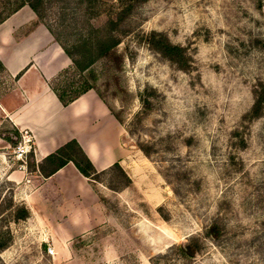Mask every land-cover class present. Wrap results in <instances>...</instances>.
Instances as JSON below:
<instances>
[{
    "label": "rangeland",
    "instance_id": "374dc122",
    "mask_svg": "<svg viewBox=\"0 0 264 264\" xmlns=\"http://www.w3.org/2000/svg\"><path fill=\"white\" fill-rule=\"evenodd\" d=\"M13 5L0 0V18ZM120 6V0H44L41 20L54 40L69 44ZM123 28L118 95L106 86L108 77L96 84L122 118L120 164L131 184L116 169L90 177L108 226L72 250V237L64 239L42 215L13 218L16 205L27 206L22 182L9 176L19 168L13 149L21 129L3 120L0 130L18 137L0 155V264H264V109L255 118L246 114L255 83L264 80V0H147L133 7ZM152 29L187 46L189 70L141 40ZM90 67L100 72L99 63ZM11 82L0 70V93ZM140 144L151 146L149 155ZM46 200L49 206L59 199ZM214 220L217 238L206 233ZM191 236L200 244L192 257L179 247ZM59 242L69 252L57 258Z\"/></svg>",
    "mask_w": 264,
    "mask_h": 264
},
{
    "label": "crops",
    "instance_id": "0c3cea01",
    "mask_svg": "<svg viewBox=\"0 0 264 264\" xmlns=\"http://www.w3.org/2000/svg\"><path fill=\"white\" fill-rule=\"evenodd\" d=\"M36 17L25 4L0 22L1 71L12 80L0 93V128L4 120L19 130L30 131L34 151L29 155L35 167L29 172L12 168L9 176L22 182L23 200L30 215H42L56 232L60 231L69 240L73 235L85 237L96 230L105 231L108 211L91 178L83 175L72 161L51 174L42 172L39 165L46 166V155L74 138L97 171L107 170L124 156L122 127L108 104L92 88L65 105L59 101L50 79L69 66L71 58L46 26L36 23ZM1 130L0 155L3 156L14 144ZM46 190L52 191L46 194ZM54 195L59 200L48 206L46 198L53 199ZM106 235L100 243L102 261L108 259ZM61 245L59 242L55 251L57 258L58 252L63 254L65 249L69 252L67 246Z\"/></svg>",
    "mask_w": 264,
    "mask_h": 264
},
{
    "label": "trees",
    "instance_id": "16d2710c",
    "mask_svg": "<svg viewBox=\"0 0 264 264\" xmlns=\"http://www.w3.org/2000/svg\"><path fill=\"white\" fill-rule=\"evenodd\" d=\"M147 0H120L121 6L114 11L113 14L108 15V18L101 24L98 23L88 31L86 37L79 42H73L66 44L59 37L55 36L66 54L71 58L72 63L61 69L55 76L50 79V86L58 97L59 101L65 105L78 97L80 94L88 89H94L99 96L108 104V101L103 96L99 87H97L96 81L98 79H104L108 77V81L105 82L108 88L112 89V95L117 96L120 85L117 84L118 76L121 75V68L125 53L118 49V45L121 41V35L124 33L123 24L126 18L129 17L134 6L140 2ZM29 5L30 8L35 12L39 21L43 16L42 9L44 7V0H14V5L5 16L0 18V22L9 16L11 13L19 9L23 5ZM38 20L36 21L39 22ZM47 25V24H46ZM47 28L51 31L50 27ZM52 32V31H51ZM141 40L146 45L157 52L164 59L169 60L176 64L177 67L185 70L191 68L192 56L187 51V46L180 43H174L170 40L168 35L161 30L152 29L141 35ZM99 63L100 72L91 69V65ZM3 69L2 63L0 62V70ZM115 80V82H113ZM253 102L250 105L247 115L249 118H255L261 115L264 109V80L259 79L254 85ZM112 113L120 122L118 111H115L111 106L108 105ZM4 132L3 130L1 131ZM5 138H7L12 144L17 140V131L10 135L6 131L4 132ZM140 148L146 155L150 154L149 145H139ZM72 161L78 170L85 176H97L101 172L116 169L123 178L124 185H130L131 180L126 171L123 169L119 161L113 162L107 170L97 171L91 160L76 141V139H70L65 143L58 146L55 150L50 152L44 158V162L47 164L39 165V169L45 174H51L57 168L64 165L66 162ZM32 168L35 167V163L30 164ZM100 199L103 197L100 195ZM30 215V210L25 205H16L14 209L13 218L15 220L24 219ZM221 232L219 224L214 220L208 227L206 233L212 238H217ZM99 237L103 235L102 232L97 233ZM86 245L81 235H73L71 241V249L75 250ZM181 250L187 256H194L197 250L200 248L198 238L191 236L184 243L179 245ZM94 251L99 249L98 245L92 247Z\"/></svg>",
    "mask_w": 264,
    "mask_h": 264
},
{
    "label": "built area",
    "instance_id": "2783aa9c",
    "mask_svg": "<svg viewBox=\"0 0 264 264\" xmlns=\"http://www.w3.org/2000/svg\"><path fill=\"white\" fill-rule=\"evenodd\" d=\"M32 151H34V147L32 145V135L27 129H21L19 133V140L13 149L15 157L20 160L19 168H26V157ZM46 249L50 254L54 252V249L51 245H46Z\"/></svg>",
    "mask_w": 264,
    "mask_h": 264
}]
</instances>
